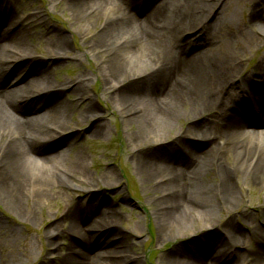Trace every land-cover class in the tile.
<instances>
[{
    "label": "bare ground",
    "instance_id": "bare-ground-1",
    "mask_svg": "<svg viewBox=\"0 0 264 264\" xmlns=\"http://www.w3.org/2000/svg\"><path fill=\"white\" fill-rule=\"evenodd\" d=\"M68 4L76 12L90 11L92 17L95 12L108 14L106 26L99 35L103 46L95 44L91 51L106 47L98 75L120 111L130 114L128 112L136 108L127 105L134 102L138 107L143 106L144 114L140 112L133 121L140 130L150 132L149 137L160 132V124L172 129L176 122H188L185 129L175 132L174 141L155 145V157L136 158L144 181L153 182L159 191L157 211L162 239L193 230L192 224L196 221L200 225L199 236L206 238H194L201 244L190 257L177 259L176 252L165 254L163 263L264 264V230L261 228L264 202L259 212L260 220L263 219L261 225H252L258 219L244 209L240 212L242 223L235 222L233 215L223 221L222 227L216 226L221 221V213L239 214V205L245 201L242 187H255L254 192L264 193V94L254 96L256 92L264 93V54L252 72L242 74L248 49L257 41L258 34L264 35V8L255 6L244 24L232 18L233 12L219 15L220 12L213 9L216 3L210 4L209 0H68ZM212 11L214 20L210 21L207 18ZM14 14L17 11L10 0H0V17ZM38 16L22 20L33 28L47 25ZM3 22L4 19L0 20V25ZM19 33L21 31H0V192H8L18 201L23 199L22 193L50 191L45 189L44 179L48 180V176L45 178L42 172L44 168L50 170L48 163L54 157L43 156L38 144L52 140L62 131L57 129L54 119L43 125L39 119L53 115L56 110L63 113L64 106L57 104L54 107L58 109L29 119L16 113H24L30 100L36 99L33 103L40 105L52 99V96L44 99L47 92L81 94L87 86L84 82L87 74L80 75L83 80L74 84L63 82L61 88L43 75L38 81L33 79L34 83L28 82L30 87L35 84L36 88L23 96L17 94L19 88L1 85V81L14 80L13 75L20 74V66L26 65L24 71L34 72V68L28 67L30 60L38 66L36 70L41 65L51 69L69 49L67 35L47 25L43 36L48 39L46 51L51 60L45 65L32 51L30 40L25 39L27 34ZM131 34L135 35V40ZM122 38L125 40L120 43ZM131 62L136 63L134 68ZM143 64L145 70L141 71ZM131 78L140 81L132 88ZM240 89L244 91L241 93ZM253 99L258 101V108L252 107ZM255 111L257 117L247 119ZM86 112L90 116L100 114L92 101ZM98 118L91 126L94 133L102 128L101 116ZM32 165L37 169H31ZM72 168L88 181L84 161L76 157ZM25 173L28 177L23 176ZM216 173L219 174L217 181ZM54 174L65 175L60 169ZM88 199L85 205H75L62 217L63 224L67 219L75 228L67 233L68 253L58 251V227L49 229L50 250L48 261L43 264H88L85 261L89 255L84 245L97 219L106 221L102 227L104 235L114 234L113 223L119 218L117 212L104 207L95 197ZM83 219H90L92 223L86 224ZM130 233L131 237L139 236L133 230ZM96 234L94 232L93 237ZM121 235L108 238L115 250L129 244V237H119ZM96 256L100 262L95 264H137L136 257L131 255L120 260L108 253Z\"/></svg>",
    "mask_w": 264,
    "mask_h": 264
},
{
    "label": "rangeland",
    "instance_id": "rangeland-1",
    "mask_svg": "<svg viewBox=\"0 0 264 264\" xmlns=\"http://www.w3.org/2000/svg\"><path fill=\"white\" fill-rule=\"evenodd\" d=\"M214 2L216 5L213 6V9L214 11L218 10L219 15L221 13L230 15L233 12L232 18L236 22L244 24L255 6L259 5L264 8V0H209L210 4ZM10 3L18 10H16L18 16L39 15L43 24L62 30L67 35L70 45L67 46L69 49H66L65 57L56 61V65L51 69L41 65L36 70L38 66L30 60L28 67L34 68V72L24 71L26 65L20 66L18 68L20 74L13 75L14 80L1 81V85L9 89L19 88L17 94L23 96L36 88L35 84L30 87L28 82H33L35 81L33 79L36 78L38 81L43 75L54 86L61 88L63 82L74 84L78 80H83L80 75L87 74L84 77L87 86L81 94L47 92L48 95L44 99L47 100L49 96H52V99L42 102L40 105L35 104L36 101L33 103L36 100L34 99L29 101L24 113L21 111L16 113L18 116L29 119L47 110L58 109V107H54L57 104L64 106L63 113L56 110L53 115L39 119L42 125L54 119L57 129L62 131V134H57L54 139L38 144L43 156L54 157V160H49L48 163L50 170L46 171L48 169L44 168L42 172V176L45 178L48 176L50 182L44 179L47 184L45 189L50 191L39 190L34 193H22L23 199L19 201L13 199L14 197L8 192H0V264H43L48 261L46 258L50 245L47 235L49 229L56 227H58L56 232H59V236L56 238V241L59 242L58 251L62 254L68 253L69 237L67 233L75 231V228L67 219L63 224L62 217L68 209L74 208L75 205H85L89 200L88 197L91 196L92 199L94 197L99 199L104 207L116 211L119 218L113 223L114 234L108 235H104L105 231L102 228L106 221L97 219L96 226L84 245V250L89 255V260L87 258L85 261H88V264L100 262V258L96 255L105 253L111 254L113 258L119 260L129 255L134 256L137 259V264H164L162 257L175 252L177 259L190 257L191 253L197 249L194 239L196 237L193 235H199L200 225H197L196 221L195 224L191 223L194 227L193 230H184L181 234L175 235L176 237L168 236L162 239V229L158 224L157 211L159 191L153 182L144 181L138 163H136L137 157L148 155L155 157V155L153 156L155 145L174 141L175 132L185 129L188 122H176L172 129L167 125L160 124L158 125L160 132H155L149 137L150 132L147 133L143 130L144 133L140 130L141 127L139 128V125L133 121L140 112L141 115L144 114L143 106L139 105L138 107L135 102L128 104L127 107L130 108L133 105L136 109L128 112L130 114H126L115 105L110 91H107L104 81L100 74L98 75V70L105 59L102 57V51L106 47L95 52L91 51L95 44L103 46L99 35L106 26L107 13L101 14L100 12V15H97L98 12H95V16L92 17L90 11L88 13L76 12L70 7L68 0H10ZM210 6L212 7V5ZM26 8L28 9L26 10ZM213 15L212 11L207 19L213 21ZM47 25L40 28L19 29L23 34H27V31L32 33L26 38L30 40L32 51L41 61L45 62V65L46 61L51 60L46 51V48L49 47L46 45L48 39L43 36L46 35ZM131 35L135 40V35ZM122 39L120 43L125 40ZM263 54L264 35L258 34L257 41L248 49L245 56V70L242 74L252 72ZM130 65L131 68H134L136 63L131 62ZM139 69L144 71L145 64L141 65ZM138 82L140 81L131 78L129 85L132 88ZM238 91L243 92L241 89ZM59 100L63 101L59 102ZM89 101L97 105L100 111L102 128L99 133L91 131L95 118L99 119V116H90L86 112ZM253 104L258 107L256 99ZM76 157L85 162L87 174H89L86 178L87 182L81 174L76 173L72 168L73 160ZM31 169L36 170L37 168L32 165ZM57 169L62 170L65 175H55L54 171ZM26 175L28 174L25 173L23 176ZM216 176L217 181L219 174L216 173ZM253 189L256 188L242 187L245 201L239 205V214L221 213V221L216 226L222 227L223 221L233 215L235 222L242 223L243 217L240 212L244 209H247V213L258 219L252 225H261L263 219L260 220L262 214L259 212L263 209L264 193L254 192ZM83 221L86 224L92 223L90 219H83ZM82 225L86 227L85 224ZM261 228L264 230V224L261 225ZM132 230L139 236L131 237ZM94 232L97 234L93 237ZM121 233L122 235L119 237H123V235L129 237V244L120 250H115L112 241H108V238ZM216 234L219 238V234ZM198 237L206 240L204 236Z\"/></svg>",
    "mask_w": 264,
    "mask_h": 264
}]
</instances>
